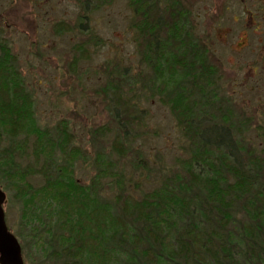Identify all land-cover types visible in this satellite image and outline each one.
I'll return each instance as SVG.
<instances>
[{
	"label": "trees",
	"instance_id": "trees-1",
	"mask_svg": "<svg viewBox=\"0 0 264 264\" xmlns=\"http://www.w3.org/2000/svg\"><path fill=\"white\" fill-rule=\"evenodd\" d=\"M106 1L85 0L84 5L97 10ZM129 3L142 40L140 62L153 76L147 89L161 94L188 138L183 172L134 195L126 192L128 177L112 158L98 155L94 178L80 181L76 166L85 153L75 144L70 123L59 121L52 130L38 124L18 57L0 34V179L21 204L22 229L30 227L43 245L54 247L63 264H250L256 254L264 260V147L242 143L245 123L224 106L220 70L194 36L180 0ZM88 17L81 16L78 24L90 33ZM93 41L89 35L80 52L89 53ZM113 71L106 83L110 95L118 104L129 102L128 69L119 65ZM116 116L128 119L111 143L110 154L120 159L132 151L125 126H132L134 116ZM259 137L264 143V130ZM29 143L34 162L22 165L18 159L27 155ZM133 163L138 169L143 160ZM33 175L42 176L43 183L34 186ZM235 215L241 216L237 230L229 228Z\"/></svg>",
	"mask_w": 264,
	"mask_h": 264
},
{
	"label": "rangeland",
	"instance_id": "rangeland-1",
	"mask_svg": "<svg viewBox=\"0 0 264 264\" xmlns=\"http://www.w3.org/2000/svg\"><path fill=\"white\" fill-rule=\"evenodd\" d=\"M180 2L189 11L194 36L209 49L213 64L220 70L224 106L234 110L239 124L245 123L242 143L262 149L259 131L264 130V0ZM84 3L0 0V34L18 57V67L36 101L38 124L52 130L59 121L70 123L74 142L85 153L76 166V177L89 183L96 175L93 157L105 155L127 175L126 192H149L166 176L182 174V162L190 156L188 138L162 102L161 94L147 89L152 72L140 62L142 40L132 25L135 12L129 0H107L97 10L91 4L86 8ZM83 15L89 16L90 33L79 29ZM61 24L69 31H63ZM89 35L96 42L88 43L89 53L83 54L80 47ZM119 65L128 69L130 79V86L124 85L125 100L129 102L122 100L120 104L106 87L108 74H114L111 71ZM118 112L134 116L132 126H125L133 147L124 157L115 159L118 157L110 154L111 143L120 133V124L128 121L127 117L118 118ZM135 149L140 152L137 156L133 154ZM139 157L143 165L137 169L133 160ZM18 161L22 165L34 162L32 143L27 155ZM29 181L39 186L43 178L33 175ZM0 182L7 194V225L23 247L25 264H63L54 244L51 249L30 233V227L22 229L21 204L14 191H7L5 183ZM107 184L105 180V195L110 192ZM240 219L235 215V223L229 228L237 230ZM257 259L258 254L250 261ZM255 264H264V260Z\"/></svg>",
	"mask_w": 264,
	"mask_h": 264
},
{
	"label": "water",
	"instance_id": "water-1",
	"mask_svg": "<svg viewBox=\"0 0 264 264\" xmlns=\"http://www.w3.org/2000/svg\"><path fill=\"white\" fill-rule=\"evenodd\" d=\"M6 200V192L0 188V264H25L23 247L7 225L4 210Z\"/></svg>",
	"mask_w": 264,
	"mask_h": 264
}]
</instances>
